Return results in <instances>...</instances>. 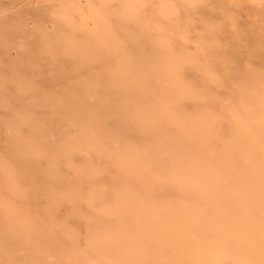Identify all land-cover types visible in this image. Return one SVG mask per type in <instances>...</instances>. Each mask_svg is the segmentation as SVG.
Returning a JSON list of instances; mask_svg holds the SVG:
<instances>
[{
	"label": "rangeland",
	"instance_id": "374dc122",
	"mask_svg": "<svg viewBox=\"0 0 264 264\" xmlns=\"http://www.w3.org/2000/svg\"><path fill=\"white\" fill-rule=\"evenodd\" d=\"M31 1L0 0V18L17 22L35 37L46 31L59 33L75 63H67L54 51L45 64L33 60L28 47L10 50L0 39V220L4 215L0 221V264H68L69 253L78 251L95 259V264H148L146 246L140 243L128 258L104 255L108 245L140 223L143 213L168 215L184 224L200 218L217 226L226 225L229 215L228 219L240 220L242 227L223 226L228 235L218 228H205L203 245L189 235L191 258L208 264L221 251L227 258L223 250L229 247L224 243L231 239L253 264H264V0L260 4L249 1L250 5L245 0H237V4L236 0H227L228 4L226 0H177L181 5L168 18L156 9L126 14L115 3L100 2L94 6V20L82 31L81 40L69 39L62 30L66 19L62 5L40 0V5L33 6ZM156 1L148 0V4L153 6ZM147 10L155 17L151 26ZM43 21L54 28H47ZM210 37L216 45L206 47ZM33 42L26 41L28 45ZM242 73L258 74V81L249 85L250 92L233 93V79L237 75L242 78ZM192 86L210 88L218 99L203 105L194 97L197 88ZM183 114L190 116L187 122L182 120ZM32 120L41 121L48 129L43 148H32L37 167L51 171L53 166L61 174L68 171V160L57 159L55 148L69 146L84 134L93 136L102 126L111 133L125 130L130 137L143 129L149 141L130 138L139 145L123 155L119 144L106 138L101 140L104 150H90L89 154L73 150V164L91 170L88 178L69 173V179L79 187L77 198L70 195L68 186L54 191L39 189L36 181L24 174L22 153L12 151L9 145L17 137L23 150L28 148ZM150 143L159 147L161 157L152 162L142 153L140 179L131 172L132 157L135 152H147ZM52 171L53 175L55 169ZM223 188L226 191L220 193ZM213 193L229 200L232 212L227 216L212 211ZM7 206L22 209L19 220L6 213ZM218 221L222 223H215ZM8 224L30 234L34 242L8 236ZM51 229L53 234H49ZM41 240L57 249L46 253ZM171 254L167 250L166 264H179ZM75 263L82 264L81 258Z\"/></svg>",
	"mask_w": 264,
	"mask_h": 264
},
{
	"label": "bare ground",
	"instance_id": "6f19581e",
	"mask_svg": "<svg viewBox=\"0 0 264 264\" xmlns=\"http://www.w3.org/2000/svg\"><path fill=\"white\" fill-rule=\"evenodd\" d=\"M47 1V0H45ZM48 1H52L56 7H59L60 5L63 6V15L66 17V19L64 20V25L62 27V30L65 31L66 35L72 39H83L84 38V34L82 31H86V26L89 24L90 21L94 20V6L98 5V3L102 2L105 3L107 5L113 4L115 3L116 6H118L119 8L123 9L126 14L127 13H132L134 15H138V13L140 12V9L142 8H146V9H156L160 12H163L166 14L165 18L170 17L173 13H175L176 8H178L179 5H181V3L177 0H157L154 4L155 5H150L148 4V0H48ZM231 0V3H233ZM249 3H256V4H260L262 2V0H245V2ZM32 5L33 6H38L41 4L40 0H32ZM227 4L229 1H227ZM237 2L234 1V4ZM242 3L244 1H241ZM249 3V5H250ZM264 3V2H263ZM233 4V5H234ZM237 4V3H236ZM241 4V3H238ZM244 4V3H243ZM149 5V6H148ZM230 5V3H229ZM43 6V5H42ZM235 6V5H234ZM239 6V5H238ZM256 6V5H254ZM242 7V5H241ZM259 7V6H258ZM235 8V7H234ZM237 8V7H236ZM235 8V10H236ZM263 8V7H262ZM28 10V9H27ZM263 13V11H262ZM146 16H147V21H148V25L151 26L153 25V23L155 22V17H150L151 13L150 11H146ZM24 15V14H23ZM30 15V14H29ZM32 17V16H31ZM25 18V17H24ZM28 19V18H27ZM25 20V19H24ZM29 20V19H28ZM32 20V19H31ZM40 20V19H39ZM38 20V21H39ZM213 20V19H212ZM27 21V20H26ZM210 21V20H209ZM42 22V21H41ZM45 22V21H43ZM208 23V22H207ZM210 23V22H209ZM212 23V22H211ZM28 24V23H27ZM25 24V25H27ZM43 24V23H42ZM47 28H51L53 29L54 26L49 24H46ZM43 26V25H42ZM27 27V26H25ZM38 27V26H37ZM229 27V26H228ZM201 29V28H200ZM55 31V29H54ZM59 33H55V32H49L46 31L44 33L41 34L40 37H35L33 36L32 31H29L28 29L25 30L22 28V26H20L17 22L15 21H10V19L7 18H0V39L1 41L8 45L10 50H15V49H19V48H29L30 51L32 52L31 54L34 56H30L33 58V60L36 59H41L44 60V63L46 64L47 61L51 60L52 54L54 53V51H57L60 58L61 59H65L67 61V63L73 65V63H75L74 58L69 54V47L68 45H62V43L60 42V35H58ZM209 35V34H208ZM211 36V35H210ZM217 36V35H216ZM221 36V35H220ZM208 37V36H207ZM206 37V39H207ZM218 37V36H217ZM263 37V36H262ZM209 38V37H208ZM223 38V36H222ZM33 39L34 42L30 45H28L26 43V41ZM227 40V39H226ZM258 40V39H257ZM257 40H255L257 42ZM264 40V39H263ZM220 41V40H219ZM222 42V41H220ZM198 45V44H197ZM204 45L206 47H211V45H216L215 44V40L212 39V37H210V39L208 41H206L204 43ZM216 48V47H214ZM218 48V47H217ZM224 48V47H223ZM191 49V48H189ZM206 49V48H205ZM28 50V49H27ZM195 50V49H194ZM17 51V50H16ZM22 51H24L22 49ZM196 51V50H195ZM223 51V50H222ZM27 52V51H26ZM208 52V50H207ZM17 54V53H16ZM212 54V53H211ZM18 55V54H17ZM21 55V54H20ZM24 55V53H23ZM209 56V53L207 54ZM213 55V54H212ZM27 56V55H26ZM199 56V55H198ZM202 56V55H201ZM57 57V56H56ZM206 57V56H205ZM222 57V56H220ZM227 57V56H226ZM24 59V58H23ZM27 60V59H26ZM206 60V59H205ZM203 60V61H205ZM217 60V59H216ZM25 61V59H24ZM30 61V60H29ZM38 61V60H37ZM230 62V61H229ZM31 63V62H30ZM29 63V64H30ZM43 63V62H42ZM43 63V64H44ZM206 63V62H205ZM44 64V65H45ZM51 64H53L51 62ZM207 64V63H206ZM38 65V64H36ZM43 65V66H44ZM218 65V64H217ZM228 65V64H227ZM33 66V65H32ZM222 65H220L221 68ZM229 67V65H228ZM213 69V68H212ZM223 69V68H222ZM225 69V68H224ZM214 70V69H213ZM228 70V69H227ZM226 70V71H227ZM230 70V69H229ZM224 72V70H223ZM254 72V71H252ZM222 73V71L220 72ZM228 74V72H225ZM52 74V72H51ZM219 74V73H218ZM244 74V73H242ZM48 76V74H47ZM200 76V75H199ZM226 76V75H225ZM258 74L255 73H250L247 75H242V78L239 77L238 75L235 77V79H233V83H232V91L233 93L239 92H250V88L249 85H252L256 80L258 81ZM177 78V77H175ZM224 78V77H223ZM227 78V77H226ZM264 79V77H263ZM20 82V81H19ZM18 83V82H16ZM220 83V82H219ZM26 84V83H25ZM257 86V85H256ZM191 88H197L195 86H192ZM201 88V87H200ZM252 92V91H251ZM238 94V93H237ZM252 94V93H251ZM254 94V93H253ZM263 94H264V83H263ZM13 95V94H12ZM193 95L194 97L198 100V102H200L203 105H207V104H211L214 100L218 99V94L211 90L210 88H202L201 90L195 89L193 91ZM236 95V94H234ZM240 96V94H238ZM20 96V95H19ZM35 95H33L34 97ZM22 97V96H21ZM24 98V97H23ZM237 98V97H236ZM32 99V98H31ZM193 99V97H192ZM238 99V98H237ZM15 100V99H14ZM28 100V99H27ZM256 100V99H255ZM19 101H23V100H19ZM127 101V100H126ZM17 102V101H16ZM37 101H35L36 103ZM103 102V101H102ZM257 102V101H256ZM21 103V102H20ZM19 103V104H20ZM38 103V102H37ZM261 103V102H260ZM18 104V103H17ZM23 104V103H21ZM40 104V102H39ZM262 104V103H261ZM42 105V104H41ZM45 105V103H44ZM260 105V104H259ZM40 106V105H39ZM43 106V105H42ZM46 106V105H45ZM167 106V105H166ZM175 106V105H174ZM262 106V105H261ZM21 107V106H20ZM255 107V106H254ZM181 108V107H180ZM106 109V108H105ZM138 109V108H137ZM262 109V108H261ZM17 111V110H16ZM15 111V112H16ZM256 111V110H255ZM19 112V111H18ZM178 112V111H177ZM20 113V112H19ZM255 113V112H254ZM262 113V112H261ZM247 114V113H246ZM126 115V114H125ZM124 115V116H125ZM184 115V114H183ZM254 115V114H253ZM173 116V115H172ZM182 116V115H181ZM262 116V115H261ZM248 117V116H247ZM160 118V117H159ZM178 118V117H176ZM262 118V117H261ZM21 119V118H20ZM58 119V118H57ZM56 119V121H57ZM145 119V118H144ZM157 119V118H155ZM190 119V116L185 114L182 118V120L184 122H187ZM251 119V118H249ZM159 120V119H158ZM166 120V119H165ZM169 120V119H168ZM192 120V119H191ZM160 121V120H159ZM158 121V123H159ZM263 121V120H262ZM261 121V122H262ZM16 122V119H15ZM55 122V121H54ZM150 122V121H148ZM157 122V120H156ZM175 122V121H174ZM254 122V121H253ZM258 122V121H257ZM260 122V121H259ZM264 122V121H263ZM48 123V122H45ZM61 123V122H60ZM64 123V122H63ZM69 123V122H68ZM171 123V122H170ZM255 123V122H254ZM57 124V122H56ZM59 124V123H58ZM96 124V123H95ZM175 124V123H174ZM264 124V123H262ZM47 125V124H46ZM60 125V124H59ZM103 125V124H102ZM126 125V124H125ZM193 125V124H192ZM257 125V124H256ZM261 125V124H260ZM13 126V125H12ZM30 126V144H28V148L24 149L21 147L19 140L16 137V139L14 138L13 141L10 142L9 148L16 152L18 154V152L22 153L20 155L23 156L22 159V168L24 170V174H28L30 177H32L36 183L40 186L37 187V189H45V188H50L49 190H58L61 187L64 186H68V188H70L71 194L74 197H79V187L77 184L73 183L72 180L69 179V173L73 172V173H78L80 175V177H86L88 178L89 176H91L88 172L91 171L90 169L87 170L86 169H80L77 165L73 164V161L71 159L70 153L73 150H76L78 152H82L87 153L88 151L92 150V151H96V150H104V148L102 147L101 144V140L103 138H106L108 141L113 142L114 144L117 143L120 146L119 149V154L123 155L124 153H129L135 146H138L139 142H148L149 141V136L147 135V132H145L143 129H138L133 136L130 137V135L127 134V131H122L121 133H111L108 132L107 130H105L103 128V126L101 127V129H98L96 131V134L93 136H86L84 134V136L80 137L78 140L68 144L69 146L66 145H60L57 148H55L56 150V158H66L68 160V171H66V173L61 174L59 170H57V168H54L53 166L49 168V170L52 171V169H55V173L52 175L50 172L48 171V169L44 170L42 168H38L37 167V163L35 162V159L33 157L34 155V151L32 150V148L37 149V148H43L42 147V140L47 136L48 134V129L47 127L41 122V121H36V120H32L29 123ZM156 126V125H155ZM255 126V125H254ZM51 127V126H50ZM60 127V126H59ZM154 127V126H153ZM177 127V126H176ZM259 127V126H258ZM263 127V125H262ZM261 127V128H262ZM58 128V127H57ZM123 128V127H122ZM128 128V127H127ZM152 128V127H151ZM264 128V127H263ZM258 129V128H257ZM56 130V129H55ZM58 131V130H57ZM121 131V130H120ZM262 131V130H261ZM263 132V131H262ZM161 134V133H160ZM65 135V134H64ZM262 135V134H261ZM59 137V136H58ZM68 138V137H67ZM133 139L136 141H132L130 142L129 140ZM25 139V138H24ZM70 139V138H68ZM67 139V140H68ZM29 140V139H28ZM72 140V139H71ZM70 140V141H71ZM105 140V139H104ZM102 140V141H104ZM154 140V139H153ZM172 140V138H171ZM151 141V140H150ZM160 141V140H159ZM8 143V142H7ZM116 144V145H117ZM138 144V145H137ZM143 144V143H142ZM141 144V145H142ZM58 145V144H57ZM108 145V144H107ZM7 147V145H5ZM105 146V144H104ZM162 146V145H161ZM56 147V146H55ZM109 147V146H108ZM114 147V146H113ZM164 147V146H163ZM54 148V147H53ZM52 148V149H53ZM117 148V147H116ZM161 148V147H160ZM5 149V148H4ZM110 149V148H109ZM184 149V148H183ZM8 150V149H7ZM6 150V151H7ZM10 150V151H11ZM23 150V152H22ZM41 150V149H40ZM177 150V149H176ZM182 150V149H181ZM185 150V149H184ZM260 150V149H259ZM5 151V150H4ZM4 151L2 153H4ZM43 151V149H42ZM110 151V150H109ZM160 149L157 145L150 143L149 145V150L146 151H142L141 153H134L133 157H132V173L134 174V176H138V178L141 176L140 174V169H139V165L143 162V158L144 155L143 154H147L146 156H148V158L150 159V161L159 157V152ZM55 152V151H54ZM11 153V152H10ZM14 153V154H16ZM143 153V154H142ZM185 153V151H184ZM195 153V152H194ZM199 153V152H198ZM1 154V153H0ZM16 154V155H17ZM80 154V153H78ZM89 154V153H87ZM200 154V153H199ZM202 154V153H201ZM11 155V154H9ZM13 155V154H12ZM82 155V154H81ZM189 155V154H188ZM55 156V155H54ZM85 156V155H84ZM88 156V155H87ZM126 156V155H125ZM124 156V157H125ZM198 156V155H197ZM15 157V155H14ZM18 157V155L16 156ZM91 156H89L90 158ZM121 157V156H120ZM122 157V159L124 158ZM161 157V156H160ZM159 157V158H160ZM184 157V156H183ZM187 157V156H186ZM190 157V156H188ZM203 159L204 156H200ZM20 158V157H19ZM126 158V157H125ZM15 159V158H14ZM21 159V158H20ZM57 159H53L56 161L57 163ZM184 159V158H183ZM19 160V159H18ZM78 160V159H77ZM188 160V158H187ZM190 160V159H189ZM188 160V161H189ZM14 161V160H13ZM54 161V162H55ZM107 161V160H106ZM112 161V160H111ZM110 161V163H111ZM146 161V160H145ZM156 161V160H154ZM186 161V160H185ZM19 162V161H18ZM180 162V161H179ZM2 163V162H1ZM20 163V162H19ZM109 163V162H106ZM150 163V162H149ZM187 163V162H186ZM5 164V163H3ZM12 164V163H11ZM21 164V163H20ZM19 164V165H20ZM55 164V163H54ZM53 164V165H54ZM93 164V163H92ZM114 164V163H113ZM112 164V165H113ZM127 164V163H126ZM56 165V164H55ZM105 165V164H104ZM128 165V164H127ZM180 165V164H179ZM14 166V165H13ZM21 166V165H20ZM108 166V165H107ZM119 166V165H118ZM117 166V167H118ZM122 166V165H121ZM187 166L192 169V166L189 164V162L187 163ZM3 167V166H2ZM174 167V166H173ZM15 168V167H14ZM19 168V167H18ZM203 168V167H202ZM215 168V167H214ZM221 168V167H220ZM5 169V168H4ZM7 169V168H6ZM5 169V170H6ZM17 169V166H16ZM96 169V168H95ZM119 169V168H118ZM120 169H127V168H121ZM258 169V168H256ZM261 169V168H260ZM21 170V169H20ZM98 170V168H97ZM184 170V168L182 169ZM210 170H213V168ZM209 170V171H210ZM215 170V169H214ZM222 170V168H221ZM11 171V170H10ZM16 170L14 169L15 172ZM95 171V170H94ZM128 171V169H127ZM186 171V170H185ZM218 171V170H217ZM8 172V169H7ZM26 172V173H25ZM53 172V171H52ZM130 172V170H129ZM130 172V173H131ZM214 172V171H211ZM210 172V173H211ZM129 173V174H130ZM188 173V172H187ZM216 173V172H215ZM6 174L7 173H3ZM13 174V173H12ZM16 174V173H15ZM23 174V173H22ZM176 174V172H175ZM185 174V173H184ZM228 174V173H227ZM27 175V176H28ZM210 175V174H209ZM220 175V174H219ZM223 175V174H222ZM8 176V175H7ZM9 176H11V174L9 173ZM190 176V175H189ZM218 176V175H217ZM227 176V175H226ZM6 177V176H5ZM16 177V176H15ZM212 177V176H211ZM208 178L212 179V178ZM225 177V176H224ZM223 177V178H224ZM11 178V177H10ZM22 178V177H21ZM20 178V179H21ZM29 178V177H28ZM71 178V177H70ZM137 178V177H135ZM137 178V179H138ZM221 178V177H220ZM16 179V178H15ZM13 179V180H15ZM18 179V181L20 180ZM25 179V178H24ZM24 179L22 180L23 182ZM129 179V178H128ZM140 179H143L142 177H140ZM215 179V178H214ZM230 179V178H229ZM2 180V179H1ZM231 180V179H230ZM27 181V180H26ZM29 181V180H28ZM210 181V180H209ZM219 180H217L216 182H218ZM140 182V181H139ZM144 183V181H142ZM233 182V181H232ZM3 183V182H1ZM29 183V182H28ZM32 185L35 183H33L31 181ZM212 183V181H211ZM210 183V184H211ZM13 184V183H12ZM213 184V183H212ZM211 184V185H212ZM218 183H215L214 185H216ZM253 184V183H252ZM234 185V184H232ZM238 185V184H237ZM236 185V186H237ZM2 186V184H1ZM14 186L15 183H14ZM26 186H27V182H26ZM29 186V184H28ZM144 186V185H143ZM210 186V185H209ZM208 187V186H207ZM217 187V186H216ZM223 187V186H222ZM221 187V188H222ZM231 187V186H230ZM4 188V186H3ZM220 188V189H221ZM234 188V187H232ZM35 189V188H33ZM36 189V190H37ZM46 190V189H45ZM66 190V189H65ZM226 191V189H222V191L220 193H222L223 191ZM235 190V189H234ZM233 190V191H234ZM238 190V189H237ZM245 191V188L243 189ZM41 191V190H40ZM39 191V192H40ZM64 191V189H63ZM232 191V192H233ZM236 191V190H235ZM59 192V191H58ZM57 192V193H58ZM61 192V191H60ZM188 192L191 193V191L189 190ZM219 192V191H218ZM217 192V193H218ZM231 192V193H232ZM240 192V191H238ZM56 193V192H55ZM216 193V194H217ZM218 193V194H220ZM242 194V192H240ZM48 194V193H45ZM53 195V193H51ZM213 193V195H216ZM238 194V193H236ZM240 194V195H241ZM232 195V194H231ZM50 196V193H49ZM212 196V194H211ZM211 196H208L209 198H211ZM234 196V194L232 195ZM238 197V196H237ZM240 197V196H239ZM243 197V196H242ZM226 197L221 194L219 196L216 195V197H214L211 201H210V207L212 209V211L216 214L221 213L222 215H225L226 213H231L232 211L229 210V206H228V202L229 200L225 199ZM236 198V197H235ZM234 198V199H235ZM239 199V198H238ZM245 199V198H244ZM208 201V203H209ZM245 201V200H244ZM239 202V201H238ZM243 202V201H241ZM247 203V201H246ZM237 204V202H236ZM5 205V204H4ZM3 206V205H2ZM14 206V205H13ZM11 206H7L6 209V213H10L12 214L13 218H16L19 220L20 215L22 214V209L21 208H14ZM5 207V206H4ZM249 207V206H248ZM4 209V208H3ZM231 211V212H230ZM5 212V211H4ZM141 213V212H140ZM238 213V211H237ZM256 213V212H255ZM254 213V214H255ZM2 214V213H1ZM4 214V213H3ZM226 214V216H227ZM214 215V214H213ZM232 215V214H231ZM256 215V214H255ZM4 216V215H3ZM2 216V218H3ZM217 216V215H216ZM229 216V215H228ZM227 221L228 223L226 225H223L222 221V226H217L215 225L213 222H209L205 221L204 219H193L192 221H190L187 224L182 223L179 220L174 219L173 217H170L168 215H153V214H144L142 216V220L140 221V223L134 227V229H132V231L128 232L126 235H124L122 237V239H119V241L117 243H114L112 245H108L106 251H104V255H106V257H111L113 256H119L121 258H128L131 255V251L133 248H135L136 244H143L146 246L147 249V253H148V257H149V262L148 264H166V257H167V250H171L172 254H173V260L179 262V264H207L206 262H202V261H195V259L191 258V255L189 253V235L194 239V240H201L200 245H203L202 243L204 242V230L205 228H211V229H220L221 232H223L224 234H227L228 231L225 230L223 231V226L225 227H230V228H241L242 227V222L240 220H236V219H228ZM259 216V215H258ZM257 216V217H258ZM11 217V218H12ZM1 218V220H2ZM209 218V217H208ZM218 218V217H217ZM225 218V217H224ZM225 218V219H226ZM256 218V217H255ZM258 218H261L258 217ZM257 220H261L258 219ZM220 219V218H219ZM218 219V220H219ZM0 220V221H1ZM216 220V218H215ZM214 220V221H215ZM263 221V219H262ZM11 223V222H10ZM215 223H219L215 222ZM219 223V224H221ZM5 224V223H4ZM12 224V223H11ZM8 224L7 229H6V233L8 236H14L17 239H19L21 242L25 241V238H27V240L29 242H34L33 237L30 234L25 233L24 231L20 230L18 228V226H14ZM218 224V225H219ZM263 224V222H262ZM4 228V227H3ZM120 230L122 229V227H119ZM232 229V230H233ZM54 229H51L49 234H53L54 233ZM216 232V231H215ZM218 233V232H216ZM45 234V233H44ZM245 234V233H243ZM228 235V234H227ZM26 240V241H27ZM12 241V239H11ZM42 241V240H41ZM198 242V243H199ZM257 243V242H256ZM14 244V243H13ZM16 244V243H15ZM26 244V243H25ZM226 246H228V249L223 250L226 253V257H224V253L221 252H216L213 255V258L211 260L210 263L208 264H253L252 260L245 257L244 254L242 252L239 251V245H237L238 243L233 242L231 239H225V243ZM45 248V252L49 253L51 250L57 249L56 248H52L51 245H49L46 241H42L40 247ZM250 246V245H249ZM254 246V244H253ZM233 247H236L237 249L234 250ZM28 248V247H26ZM30 248V247H29ZM39 248V247H38ZM103 248V247H102ZM94 249V248H93ZM44 250V249H43ZM80 250V249H79ZM55 251V250H54ZM62 251V250H61ZM96 251V250H94ZM99 251V250H98ZM34 252H36L34 250ZM63 252V251H62ZM76 252V251H75ZM87 252V251H86ZM30 253V252H29ZM66 254V252H64ZM88 253V252H87ZM92 253V250H91ZM101 253V252H100ZM52 254V253H51ZM93 255H96L94 253H92ZM171 254V255H172ZM50 255V254H49ZM61 256V255H60ZM100 256V255H98ZM97 256V257H98ZM45 257V256H44ZM69 260H68V264H73L75 262V260L81 258L82 264H95L94 260L91 259V257L89 258L88 256L85 255H81L78 251V253H69L68 255ZM94 257V256H93ZM34 259V258H33ZM102 259V258H100ZM45 260V259H44ZM98 261L96 260V263ZM104 262V261H103ZM102 262V263H103ZM78 263V262H77ZM35 264V261L34 263ZM76 264V263H75ZM98 264V263H97ZM100 264V263H99ZM104 264V263H103ZM260 264V263H257Z\"/></svg>",
	"mask_w": 264,
	"mask_h": 264
}]
</instances>
